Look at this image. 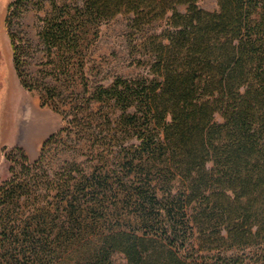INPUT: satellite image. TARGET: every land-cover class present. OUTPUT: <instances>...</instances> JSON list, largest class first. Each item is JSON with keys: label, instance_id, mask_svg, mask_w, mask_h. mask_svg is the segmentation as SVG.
<instances>
[{"label": "trees", "instance_id": "trees-1", "mask_svg": "<svg viewBox=\"0 0 264 264\" xmlns=\"http://www.w3.org/2000/svg\"><path fill=\"white\" fill-rule=\"evenodd\" d=\"M199 1L51 0L40 35L62 74L119 14L144 71L97 84L76 113L89 166L45 170L61 129L11 167L0 264H264V0Z\"/></svg>", "mask_w": 264, "mask_h": 264}, {"label": "rangeland", "instance_id": "rangeland-1", "mask_svg": "<svg viewBox=\"0 0 264 264\" xmlns=\"http://www.w3.org/2000/svg\"><path fill=\"white\" fill-rule=\"evenodd\" d=\"M15 1L0 0V185L11 176L12 166L18 163L20 168L22 154L30 161L37 160L45 140L61 129L46 151L45 170H60L70 161L89 166L92 142L87 131L77 124L76 113L83 110L97 84L110 83L119 74L132 76L144 71L134 63L129 41L130 15L119 14L91 34L83 54L84 69L77 65L71 77L56 69L41 39L43 19L52 11L51 0H24L18 6L13 5ZM57 1L60 4L83 2ZM199 3L209 10L219 8L218 0ZM17 63L21 64L20 71L30 84L58 87L57 91L53 89L54 99L41 87L24 86ZM54 100L60 105V111L53 106ZM97 106L93 102L94 109ZM80 114L79 117L83 115ZM114 259L120 264L126 263L121 252H116Z\"/></svg>", "mask_w": 264, "mask_h": 264}]
</instances>
